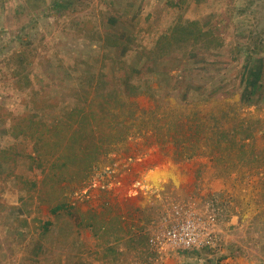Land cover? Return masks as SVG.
<instances>
[{"label":"rangeland","instance_id":"rangeland-1","mask_svg":"<svg viewBox=\"0 0 264 264\" xmlns=\"http://www.w3.org/2000/svg\"><path fill=\"white\" fill-rule=\"evenodd\" d=\"M190 22L202 40L172 37ZM118 79L140 91L112 109L126 136L88 134L103 148L52 213L42 149L14 124L53 131ZM180 204L214 215L215 241L162 261L147 236ZM21 230L80 264H264V0H0V250Z\"/></svg>","mask_w":264,"mask_h":264},{"label":"trees","instance_id":"trees-1","mask_svg":"<svg viewBox=\"0 0 264 264\" xmlns=\"http://www.w3.org/2000/svg\"><path fill=\"white\" fill-rule=\"evenodd\" d=\"M196 25L195 22H190L176 26L172 37L183 35L188 41L202 40V36L206 33H202ZM165 39L167 40V37ZM137 87L134 83L118 79L114 82L116 89L109 100L107 98L100 100L93 95L85 97V105L70 110L67 114L70 120L57 123L53 131L32 119H26L23 123L24 127L21 125L17 128L14 124L15 135L22 133L35 139L42 149L38 151V155L44 159L45 167L43 166V179L38 187L37 198L39 202L46 204L52 213H58L65 207L61 197L63 190L58 188L57 183L74 180L80 174L86 176L85 172L88 167L90 168L89 158L92 159L93 153L97 151L100 153L103 148L85 142L88 134L96 137L98 142L105 140L109 142L117 140L122 135L126 136V128L121 123L117 122L113 125L116 120L112 109L124 106L123 98L140 93ZM103 102L105 103L102 104ZM80 177L78 176V179Z\"/></svg>","mask_w":264,"mask_h":264},{"label":"built area","instance_id":"built-area-1","mask_svg":"<svg viewBox=\"0 0 264 264\" xmlns=\"http://www.w3.org/2000/svg\"><path fill=\"white\" fill-rule=\"evenodd\" d=\"M215 218L192 207H169L147 236L149 252L162 261L179 252L210 247L215 241Z\"/></svg>","mask_w":264,"mask_h":264},{"label":"crops","instance_id":"crops-1","mask_svg":"<svg viewBox=\"0 0 264 264\" xmlns=\"http://www.w3.org/2000/svg\"><path fill=\"white\" fill-rule=\"evenodd\" d=\"M149 180L148 177H143L141 179L142 183H147ZM17 191H16V198L14 202L13 201V196L8 194V192H5L4 196L6 197V202L9 203H14V205H17V199H18V195H17ZM24 216V214L22 215ZM27 220L29 221L30 218L28 217ZM29 224V222H28ZM16 226H14V230H15ZM26 233H24V230L21 231H17L15 233V235L12 237V241L15 242L14 245H16L15 247H13V249L10 250L9 253L6 252L5 249L0 250V263L1 264H6V261L10 259V262L7 264H12V261H15V264H70V262H72V264H80L81 260L80 258L76 255H73V258L71 260L66 259L65 254H59L58 255H53V254H42L41 251H38L37 249L32 248L31 246V242L35 241V245L38 247L40 246L39 243H42L40 238L41 235L38 232V235L35 233H31V235H27V237H25ZM36 238H33V237ZM40 236V237H39ZM21 238V239H20ZM31 238L33 240H31ZM21 240L20 242H24L26 244L23 245V247L18 245V241ZM19 242V243H20ZM30 246V250H28V248ZM177 255V254H171V256L165 258L164 261H168V260H172L173 257ZM44 257V259H43ZM9 258V259H8ZM41 259V260H39ZM68 260V261H66ZM170 260V261H171ZM91 264H95L94 261Z\"/></svg>","mask_w":264,"mask_h":264},{"label":"bare ground","instance_id":"bare-ground-1","mask_svg":"<svg viewBox=\"0 0 264 264\" xmlns=\"http://www.w3.org/2000/svg\"><path fill=\"white\" fill-rule=\"evenodd\" d=\"M163 174H164V173H162V174H160V175H157V174H156L155 177H156V178H157V177H162Z\"/></svg>","mask_w":264,"mask_h":264}]
</instances>
